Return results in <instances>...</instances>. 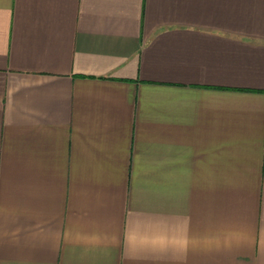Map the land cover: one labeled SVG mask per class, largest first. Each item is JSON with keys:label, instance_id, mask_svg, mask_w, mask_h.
<instances>
[{"label": "crops", "instance_id": "obj_1", "mask_svg": "<svg viewBox=\"0 0 264 264\" xmlns=\"http://www.w3.org/2000/svg\"><path fill=\"white\" fill-rule=\"evenodd\" d=\"M0 264H264V0H0Z\"/></svg>", "mask_w": 264, "mask_h": 264}]
</instances>
